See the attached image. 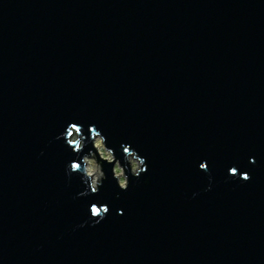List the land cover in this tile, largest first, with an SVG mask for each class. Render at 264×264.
Returning a JSON list of instances; mask_svg holds the SVG:
<instances>
[{"label":"water","instance_id":"water-1","mask_svg":"<svg viewBox=\"0 0 264 264\" xmlns=\"http://www.w3.org/2000/svg\"><path fill=\"white\" fill-rule=\"evenodd\" d=\"M0 264H264V0H0Z\"/></svg>","mask_w":264,"mask_h":264},{"label":"clouds","instance_id":"clouds-1","mask_svg":"<svg viewBox=\"0 0 264 264\" xmlns=\"http://www.w3.org/2000/svg\"><path fill=\"white\" fill-rule=\"evenodd\" d=\"M75 129V135L72 130ZM90 135H91V143L94 148V138H99L104 142L109 152L112 154L111 160H105L103 157H99L96 150H89L88 152H84L86 147V138L83 135V127L82 125L76 122H70L69 126L66 129V133H61V136L66 137V143L69 146H73L74 151L79 154L84 152L83 156L78 160H73L70 164L71 172H79L82 175V178L86 184L85 192L81 193L84 195L87 193L88 187H90L92 193H97L99 188L101 187L103 180L106 178V173L103 170L102 162H108L112 165V173L113 178L116 180L119 188L121 190H127L129 186V172L136 177H139L143 171H146L147 164L146 158L138 155L136 149L131 148L130 146L123 147L124 161L126 163H122L121 159L117 158L115 155V150L107 146V137L103 134L101 129L96 128L94 125L90 126ZM58 139L60 137H57ZM88 158L99 159L102 170L97 171L93 167L90 166ZM133 161H138L137 164H133ZM116 165L120 166L121 171H116ZM199 167L208 171L207 164L201 163ZM71 172L69 174H71ZM229 173L233 176L239 175L243 180H250L251 176L247 172L239 173L236 167H231L229 169ZM210 187V185H209ZM109 208L106 204L98 205L97 203H92L90 205V214L91 217L94 218L95 223H99L109 212Z\"/></svg>","mask_w":264,"mask_h":264},{"label":"rangeland","instance_id":"rangeland-1","mask_svg":"<svg viewBox=\"0 0 264 264\" xmlns=\"http://www.w3.org/2000/svg\"><path fill=\"white\" fill-rule=\"evenodd\" d=\"M95 147H96L97 152H98L100 157L102 156V157H104L106 159L111 160V158H112L111 153L106 148H104L103 142L99 138H95ZM88 160H89V163H90L91 167H93L97 171L101 170L100 164H99V162H97L96 159L88 158ZM133 164L135 166V164H137V161H133ZM116 171L117 172L121 171L119 165H116Z\"/></svg>","mask_w":264,"mask_h":264}]
</instances>
